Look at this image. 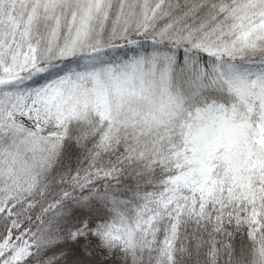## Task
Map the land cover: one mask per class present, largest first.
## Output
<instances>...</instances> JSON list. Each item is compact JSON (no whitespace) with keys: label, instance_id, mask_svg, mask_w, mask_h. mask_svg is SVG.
Returning <instances> with one entry per match:
<instances>
[{"label":"snow or ice","instance_id":"6c2138e0","mask_svg":"<svg viewBox=\"0 0 264 264\" xmlns=\"http://www.w3.org/2000/svg\"><path fill=\"white\" fill-rule=\"evenodd\" d=\"M0 264H264V0H0Z\"/></svg>","mask_w":264,"mask_h":264}]
</instances>
